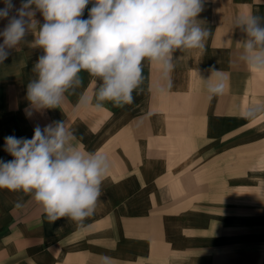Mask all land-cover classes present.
<instances>
[{"label": "crops", "instance_id": "1", "mask_svg": "<svg viewBox=\"0 0 264 264\" xmlns=\"http://www.w3.org/2000/svg\"><path fill=\"white\" fill-rule=\"evenodd\" d=\"M248 13L264 16V0H205L206 50L175 53L172 88L161 91L159 66L145 61L133 102L103 111L77 106L95 90L83 71L62 109L31 110L26 87L42 50L11 51L0 64V159H12L5 137L30 139L35 126L64 120L81 150L99 151L110 168L83 230L68 218L50 223L30 196L0 189V264H264V114L241 118L264 103V71L239 61L244 34L232 24ZM213 65L225 93L209 102L200 76Z\"/></svg>", "mask_w": 264, "mask_h": 264}, {"label": "clouds", "instance_id": "2", "mask_svg": "<svg viewBox=\"0 0 264 264\" xmlns=\"http://www.w3.org/2000/svg\"><path fill=\"white\" fill-rule=\"evenodd\" d=\"M205 0H3L0 20V64L22 43L42 50L33 64L34 78L27 83L26 100L37 112L62 109L83 85L87 72L95 84L92 97L81 94L78 107L105 110V103L123 106L142 91L144 62L160 68L161 91L172 88V72L178 51L206 50L209 30L198 19ZM91 7L88 8V5ZM88 8L87 18H83ZM43 17L40 24L36 19ZM233 29L244 38L235 44L239 61L250 70L264 71V16L248 13L233 18ZM34 36L27 40L29 34ZM198 74L199 73V70ZM207 100L223 96L225 82L216 78L215 65L208 70ZM264 114V103L251 104L241 118L252 121ZM26 115H31L26 110ZM0 159V189L21 191L36 202L50 223L61 218L87 227L102 195V183L110 168L107 156L85 152L66 121L34 127L32 137H5ZM23 207L19 201L15 205ZM102 257V264H110Z\"/></svg>", "mask_w": 264, "mask_h": 264}]
</instances>
